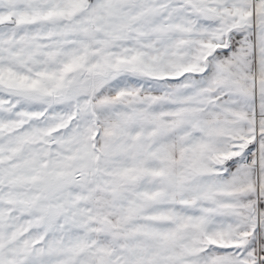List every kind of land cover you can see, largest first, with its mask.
Instances as JSON below:
<instances>
[{"label":"snow or ice","instance_id":"obj_1","mask_svg":"<svg viewBox=\"0 0 264 264\" xmlns=\"http://www.w3.org/2000/svg\"><path fill=\"white\" fill-rule=\"evenodd\" d=\"M0 264H264V0H0Z\"/></svg>","mask_w":264,"mask_h":264}]
</instances>
